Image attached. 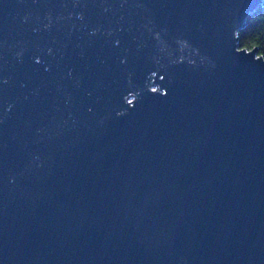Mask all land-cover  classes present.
I'll return each instance as SVG.
<instances>
[{"label": "water", "instance_id": "95a60500", "mask_svg": "<svg viewBox=\"0 0 264 264\" xmlns=\"http://www.w3.org/2000/svg\"><path fill=\"white\" fill-rule=\"evenodd\" d=\"M263 1L0 0V264H264Z\"/></svg>", "mask_w": 264, "mask_h": 264}, {"label": "trees", "instance_id": "16d2710c", "mask_svg": "<svg viewBox=\"0 0 264 264\" xmlns=\"http://www.w3.org/2000/svg\"><path fill=\"white\" fill-rule=\"evenodd\" d=\"M240 48L258 49V55L264 57V1L245 21L237 32Z\"/></svg>", "mask_w": 264, "mask_h": 264}, {"label": "flooded vegetation", "instance_id": "af4514ba", "mask_svg": "<svg viewBox=\"0 0 264 264\" xmlns=\"http://www.w3.org/2000/svg\"><path fill=\"white\" fill-rule=\"evenodd\" d=\"M131 99V98H130Z\"/></svg>", "mask_w": 264, "mask_h": 264}]
</instances>
